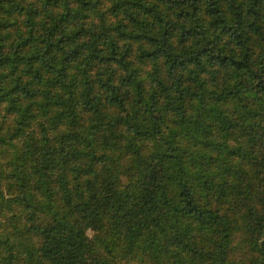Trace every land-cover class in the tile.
<instances>
[{
	"label": "trees",
	"instance_id": "1",
	"mask_svg": "<svg viewBox=\"0 0 264 264\" xmlns=\"http://www.w3.org/2000/svg\"><path fill=\"white\" fill-rule=\"evenodd\" d=\"M0 264H264V0H0Z\"/></svg>",
	"mask_w": 264,
	"mask_h": 264
}]
</instances>
